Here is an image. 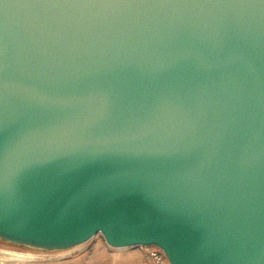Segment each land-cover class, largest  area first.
<instances>
[{
	"label": "water",
	"instance_id": "obj_1",
	"mask_svg": "<svg viewBox=\"0 0 264 264\" xmlns=\"http://www.w3.org/2000/svg\"><path fill=\"white\" fill-rule=\"evenodd\" d=\"M99 233L264 264V0H0V241Z\"/></svg>",
	"mask_w": 264,
	"mask_h": 264
},
{
	"label": "rangeland",
	"instance_id": "obj_2",
	"mask_svg": "<svg viewBox=\"0 0 264 264\" xmlns=\"http://www.w3.org/2000/svg\"><path fill=\"white\" fill-rule=\"evenodd\" d=\"M0 264H154L142 246L114 248L102 234L87 243L63 251H42L0 241ZM167 264H170L167 261Z\"/></svg>",
	"mask_w": 264,
	"mask_h": 264
},
{
	"label": "built area",
	"instance_id": "obj_3",
	"mask_svg": "<svg viewBox=\"0 0 264 264\" xmlns=\"http://www.w3.org/2000/svg\"><path fill=\"white\" fill-rule=\"evenodd\" d=\"M146 259H152L154 264H167V257L163 250L156 246H145Z\"/></svg>",
	"mask_w": 264,
	"mask_h": 264
}]
</instances>
